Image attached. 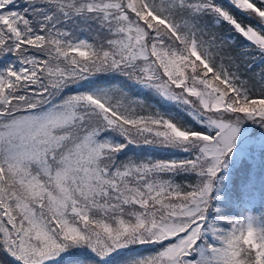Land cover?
Here are the masks:
<instances>
[{
	"label": "snow or ice",
	"instance_id": "snow-or-ice-1",
	"mask_svg": "<svg viewBox=\"0 0 264 264\" xmlns=\"http://www.w3.org/2000/svg\"><path fill=\"white\" fill-rule=\"evenodd\" d=\"M258 182L264 0H0V264H264Z\"/></svg>",
	"mask_w": 264,
	"mask_h": 264
},
{
	"label": "trees",
	"instance_id": "trees-1",
	"mask_svg": "<svg viewBox=\"0 0 264 264\" xmlns=\"http://www.w3.org/2000/svg\"><path fill=\"white\" fill-rule=\"evenodd\" d=\"M243 175L239 170H234L231 174V179L234 185H239V183L241 182V180L243 179ZM257 190L258 192H260L261 194H264V187H262L259 182L257 184Z\"/></svg>",
	"mask_w": 264,
	"mask_h": 264
}]
</instances>
